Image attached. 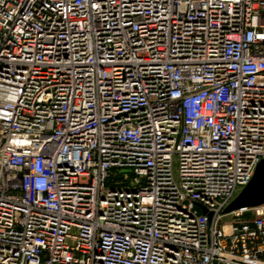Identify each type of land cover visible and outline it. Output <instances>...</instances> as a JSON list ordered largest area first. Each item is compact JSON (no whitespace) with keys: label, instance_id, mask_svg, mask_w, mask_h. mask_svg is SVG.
<instances>
[{"label":"built area","instance_id":"1","mask_svg":"<svg viewBox=\"0 0 264 264\" xmlns=\"http://www.w3.org/2000/svg\"><path fill=\"white\" fill-rule=\"evenodd\" d=\"M263 158L264 0H0V264H264Z\"/></svg>","mask_w":264,"mask_h":264},{"label":"water","instance_id":"2","mask_svg":"<svg viewBox=\"0 0 264 264\" xmlns=\"http://www.w3.org/2000/svg\"><path fill=\"white\" fill-rule=\"evenodd\" d=\"M264 203V158L258 163L251 181L225 208V213L245 207H257ZM204 212H207L204 209ZM211 215V213H209Z\"/></svg>","mask_w":264,"mask_h":264}]
</instances>
